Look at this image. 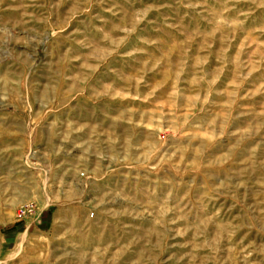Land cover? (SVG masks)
Here are the masks:
<instances>
[{"label":"rangeland","instance_id":"rangeland-1","mask_svg":"<svg viewBox=\"0 0 264 264\" xmlns=\"http://www.w3.org/2000/svg\"><path fill=\"white\" fill-rule=\"evenodd\" d=\"M0 264H264V0H0Z\"/></svg>","mask_w":264,"mask_h":264},{"label":"built area","instance_id":"built-area-1","mask_svg":"<svg viewBox=\"0 0 264 264\" xmlns=\"http://www.w3.org/2000/svg\"><path fill=\"white\" fill-rule=\"evenodd\" d=\"M26 208H28V209H31L32 208V205H28V206H26ZM33 210V209H32ZM31 210V211H32Z\"/></svg>","mask_w":264,"mask_h":264}]
</instances>
